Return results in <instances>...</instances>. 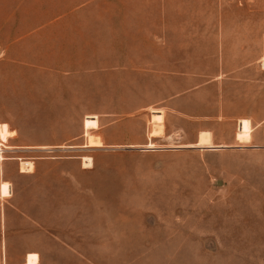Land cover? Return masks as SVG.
<instances>
[{
  "label": "rangeland",
  "instance_id": "obj_1",
  "mask_svg": "<svg viewBox=\"0 0 264 264\" xmlns=\"http://www.w3.org/2000/svg\"><path fill=\"white\" fill-rule=\"evenodd\" d=\"M263 64L264 0H0V123L91 147L0 124L39 264H264Z\"/></svg>",
  "mask_w": 264,
  "mask_h": 264
},
{
  "label": "crops",
  "instance_id": "obj_2",
  "mask_svg": "<svg viewBox=\"0 0 264 264\" xmlns=\"http://www.w3.org/2000/svg\"><path fill=\"white\" fill-rule=\"evenodd\" d=\"M0 124L4 127V130L2 132L9 133V137L3 139L6 147L9 148L6 150H11L13 153H30L37 152L40 150L62 151L68 149L82 151L84 149L91 148L87 146L88 142L87 144L77 143L80 140V136L86 135L84 127L82 132L78 133H81V135L75 138H71L66 132H52L51 134H59L64 138L55 137L50 140L53 143H49L47 139H39L37 137V132H35L34 129L29 128V124L31 123L22 122V125H14L11 122L5 121ZM33 124L34 123H32V125ZM99 129L100 128H98L97 130ZM65 136L68 137L66 138ZM72 142H76V144L71 145ZM189 147H194V145H189ZM85 158L91 157L82 158V169L89 170V168L84 166ZM14 160H17V158H15ZM18 160L20 161L19 169L22 175L25 176V174L34 173V170L32 172H23L21 170V161L23 159L18 158ZM3 161L0 162L2 163ZM33 163L35 169V165L37 163ZM0 171L1 177H3V165L0 168ZM4 182L9 183L7 181H3L0 186V263L26 264L28 257L31 254L38 255L35 252H39V248L45 245V243L41 242V239L42 237H45L47 235L45 232L48 231L44 229L43 225H41L39 218L34 219L33 217H29L30 215L28 210L22 206V198L14 196V194L12 195V191L10 193V197L3 198L2 188ZM51 236L53 237L51 238V240L53 241V244H55V235L52 234ZM39 263L40 257L38 264Z\"/></svg>",
  "mask_w": 264,
  "mask_h": 264
},
{
  "label": "bare ground",
  "instance_id": "obj_3",
  "mask_svg": "<svg viewBox=\"0 0 264 264\" xmlns=\"http://www.w3.org/2000/svg\"><path fill=\"white\" fill-rule=\"evenodd\" d=\"M264 66V64H263ZM3 154V150L0 149V155ZM2 157L0 158L1 161H3V155H1ZM84 166L87 168H92L93 167V160L91 158H85L84 159ZM21 170L23 172H32L34 170V163L33 162H29V161H22L21 162ZM10 193H11V187L9 183L4 182L3 183V188H2V195L3 198H7L10 197ZM39 261V256L38 255H34L31 254L28 257L27 263L26 264H38Z\"/></svg>",
  "mask_w": 264,
  "mask_h": 264
}]
</instances>
